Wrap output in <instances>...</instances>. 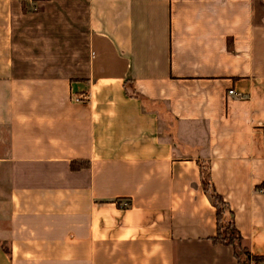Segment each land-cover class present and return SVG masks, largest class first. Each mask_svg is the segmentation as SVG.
<instances>
[{"label": "crops", "instance_id": "0c3cea01", "mask_svg": "<svg viewBox=\"0 0 264 264\" xmlns=\"http://www.w3.org/2000/svg\"><path fill=\"white\" fill-rule=\"evenodd\" d=\"M199 161L264 257V0H0V264H238Z\"/></svg>", "mask_w": 264, "mask_h": 264}, {"label": "trees", "instance_id": "16d2710c", "mask_svg": "<svg viewBox=\"0 0 264 264\" xmlns=\"http://www.w3.org/2000/svg\"><path fill=\"white\" fill-rule=\"evenodd\" d=\"M198 163L202 189L216 210V234L212 237V241L232 246L233 255L238 264H263L264 257L251 254L244 243V239L235 226L233 211L212 183L209 164L202 161ZM87 164V161H71L70 168L80 169ZM225 215L227 219H224Z\"/></svg>", "mask_w": 264, "mask_h": 264}, {"label": "rangeland", "instance_id": "374dc122", "mask_svg": "<svg viewBox=\"0 0 264 264\" xmlns=\"http://www.w3.org/2000/svg\"><path fill=\"white\" fill-rule=\"evenodd\" d=\"M196 138L200 139L199 143H202V140H204V134H199L198 136H196ZM228 217L225 215L224 219H227Z\"/></svg>", "mask_w": 264, "mask_h": 264}, {"label": "built area", "instance_id": "2783aa9c", "mask_svg": "<svg viewBox=\"0 0 264 264\" xmlns=\"http://www.w3.org/2000/svg\"><path fill=\"white\" fill-rule=\"evenodd\" d=\"M231 94H233V90L232 89H229L228 90V95H231Z\"/></svg>", "mask_w": 264, "mask_h": 264}]
</instances>
